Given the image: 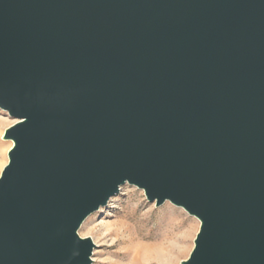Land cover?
<instances>
[{"label": "water", "instance_id": "water-1", "mask_svg": "<svg viewBox=\"0 0 264 264\" xmlns=\"http://www.w3.org/2000/svg\"><path fill=\"white\" fill-rule=\"evenodd\" d=\"M0 264H89L128 183L200 221L182 264H264V0H0Z\"/></svg>", "mask_w": 264, "mask_h": 264}, {"label": "rangeland", "instance_id": "rangeland-1", "mask_svg": "<svg viewBox=\"0 0 264 264\" xmlns=\"http://www.w3.org/2000/svg\"><path fill=\"white\" fill-rule=\"evenodd\" d=\"M1 121L0 174L13 144L3 139V132L15 119L0 109ZM171 203L165 200L156 205V200L149 201L138 187L120 185L118 192L88 214L77 230L80 237H89L93 243L89 264H182L194 246L200 222ZM138 244L160 245L162 249L158 255L146 257Z\"/></svg>", "mask_w": 264, "mask_h": 264}, {"label": "bare ground", "instance_id": "bare-ground-1", "mask_svg": "<svg viewBox=\"0 0 264 264\" xmlns=\"http://www.w3.org/2000/svg\"><path fill=\"white\" fill-rule=\"evenodd\" d=\"M3 122L1 121L0 124H2ZM4 133V132H3ZM172 204V203H171ZM173 205V204H172ZM175 205V204H174ZM86 220V219H85ZM200 222V221H199ZM148 235V234H147ZM159 235V234H158ZM88 236V235H87ZM145 237V236H144ZM152 236H150L151 238ZM162 237V235H161ZM165 237V236H164ZM147 239V238H146ZM152 239V238H151ZM137 247L139 249L142 250V253L146 256V257H150V256H154L158 255L157 253L161 252L162 246L160 245H151V244H138ZM164 248H167L166 246H164Z\"/></svg>", "mask_w": 264, "mask_h": 264}]
</instances>
